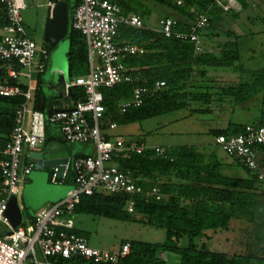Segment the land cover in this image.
<instances>
[{
	"label": "trees",
	"instance_id": "obj_1",
	"mask_svg": "<svg viewBox=\"0 0 264 264\" xmlns=\"http://www.w3.org/2000/svg\"><path fill=\"white\" fill-rule=\"evenodd\" d=\"M179 1L181 4H178ZM215 2L216 0H124L122 5L124 10L140 14L144 21L151 13V3L170 7L177 14L176 30L188 33L200 13L208 14L209 25L206 29L213 28L222 20L220 15L226 11ZM178 16L182 18L179 19ZM7 25L6 5L0 0V31ZM65 38H68L70 43L69 76L71 82H74L77 77L89 72L88 49L85 36L72 27ZM117 41L134 43L146 50L144 53L128 56L125 64L138 78V84L152 89V93L140 107H132L125 114L117 112L119 125L141 123L181 110L186 108L190 101L201 102L199 108L193 109L194 114L200 115L212 114L213 103L225 98H233L236 102L243 103L263 94L264 103L263 73L257 74L252 82H243L235 87L191 85L194 76L205 77L210 69H239L235 63L240 60V52L228 44L219 54L209 50L198 53L192 41L166 38L150 27H122L118 31ZM43 44L50 46L45 41ZM157 81H165L166 85L160 90H154ZM0 83L17 84L16 81L8 79L6 66L1 61ZM72 89L73 95L68 99L75 102L84 99L83 87L73 86ZM195 89L199 91L195 92ZM211 89H218L220 93ZM132 92L133 85L130 83L109 90L104 89L106 112L116 110L119 102L131 98ZM23 101V98L0 96L2 147L14 129L16 111ZM49 126L48 124L46 128V137ZM243 128H216L210 132L214 137L221 134L233 135L241 132ZM168 151L167 158L152 157L153 153L149 150L117 159L122 170H130L134 175L147 179L143 183L145 193L132 197L135 200L133 213L126 210V205L131 199L127 194L96 192L93 195H83L76 206L74 213L95 217L130 221L135 214L138 216L135 221L166 230V239L162 243L125 241L124 243H131L130 253L118 262L108 264H171L159 257L160 253L177 255L179 262L175 264H253L252 257L248 255L213 252L204 243L199 244L196 240L207 237L210 232L228 230L234 219L254 221L261 215V183L256 176L244 166L249 174L251 172V175L245 178L225 172L226 163L220 161L213 153L207 155L196 145H184L174 151ZM206 156H209L208 161H205ZM1 158L3 157L0 155ZM65 180L74 184L71 168ZM154 186H158L167 197L157 200L155 196L150 195L148 191ZM184 238L186 244L182 245ZM261 250L263 255L257 258L262 263L264 244ZM59 264L91 263L73 258L60 259Z\"/></svg>",
	"mask_w": 264,
	"mask_h": 264
},
{
	"label": "built area",
	"instance_id": "obj_2",
	"mask_svg": "<svg viewBox=\"0 0 264 264\" xmlns=\"http://www.w3.org/2000/svg\"><path fill=\"white\" fill-rule=\"evenodd\" d=\"M3 2L8 25L0 43V61L6 66L8 79L17 84L0 83V96L23 98L24 101L17 108L15 126L4 147L0 140V155L3 157L0 159V221L8 227V231L0 235V264H23L28 259L35 264H52L51 258L82 259L93 264L116 263L130 253L131 243H123L116 252L91 247L85 237L75 232L73 215L81 197L96 192L130 195L126 210L133 213L135 200L131 195L144 194L143 183L147 179L134 175L130 170H122L117 159L149 150L153 153L152 157H168L167 147H150L144 142L107 137L100 125L106 112L103 89L125 83L133 85L131 98L118 103L120 114L127 113L132 107H140L152 93L149 87L138 84V78L125 64L128 56L146 50L134 43L117 41L120 28H145V21L138 13L125 12L124 0H80L71 26L85 36L89 72L72 83L65 82L64 93L67 95L69 88L80 86L84 88L85 96L73 106L54 108L48 114L36 108L37 86L31 80L34 74L45 71L49 51L30 38L29 28L22 21V11L29 7L26 1ZM215 3L226 12L242 9L238 0H216ZM177 24L176 18L164 17L156 30L166 38L190 40L195 44L196 52H204L200 32L209 25L208 14L200 13L188 33L176 30ZM22 73L30 81L26 86L19 83ZM165 85V81H157L153 89L160 90ZM48 124L58 126L68 142L93 143L96 155L80 156L69 161L63 178L71 168L74 186L67 196L42 207L33 218L23 220L14 228L5 214L8 202L12 196L19 199L24 179L35 168L33 163L22 166L23 158L29 156L26 149L33 151L45 142ZM116 127L117 124H113L110 128ZM215 143L225 154L239 159L242 166L264 184V170L259 162V148L264 145V124L246 125L241 132L233 135H218ZM52 181L57 182L55 173ZM148 193L157 200L167 197L158 186L152 187Z\"/></svg>",
	"mask_w": 264,
	"mask_h": 264
},
{
	"label": "rangeland",
	"instance_id": "obj_3",
	"mask_svg": "<svg viewBox=\"0 0 264 264\" xmlns=\"http://www.w3.org/2000/svg\"><path fill=\"white\" fill-rule=\"evenodd\" d=\"M28 5L35 4H45L48 0H25ZM74 2V0H71ZM244 6V9L240 12L229 11L223 12L220 17L226 18L227 22L217 23L213 28H208L202 32V43L207 46L218 45V33L219 28L222 30L227 28H237L238 31L244 33L245 36L240 38V53L241 61L246 64L248 61V56L250 53V45H253L256 49V54L263 58L264 61V0H240ZM152 7L151 13L145 18V25L150 28H159L160 19L166 16L176 17V12L167 6L157 5L151 3ZM73 12V8L71 9ZM125 12H128L125 10ZM47 13V7H39V23L38 29L36 31H31L28 29L29 36L35 40L39 45L45 47L49 51V59L52 58L63 64L65 68H68L67 54L69 52V40L68 38H63L56 47H47L43 44L44 42V26L42 24V19L45 18ZM72 15L70 14V20ZM251 18V21H250ZM236 25V26H235ZM121 29V28H120ZM252 32V33H251ZM249 34V35H247ZM221 39L227 38L226 34L220 32ZM253 36V40L250 37ZM48 45V44H47ZM218 54V49L214 51ZM49 61L46 62V67L49 65ZM51 68H48L47 73H50ZM218 71L223 73H232L230 68H218L210 69L207 76H194L191 80L192 86H214L218 88ZM37 75V74H36ZM35 75V76H36ZM42 75V87L43 91L49 96L54 95L57 98V104L61 106L73 105L74 100L64 99L63 93V82L59 77H49L46 74ZM19 82L22 84H28L27 79L24 74L20 76ZM51 84L52 86H49ZM223 85V84H222ZM109 90V89H105ZM195 92L199 90L195 89ZM207 91L208 89H203ZM104 91V89H103ZM211 91L220 93L218 89H211ZM59 94V95H58ZM262 95H258L250 102L246 104L233 103V105L228 110H222L223 118L228 116V119L232 122V125L240 124H255L257 121L255 119V110L261 103ZM219 100V99H218ZM71 101V103H70ZM220 102H231L230 98H225ZM67 103V104H66ZM212 108L214 112L212 114H194L193 109L199 108L201 102L190 101L186 108L181 110L168 113L162 116H157L141 123H135L130 125H119L118 119V108L113 111L105 112L104 117L100 121L101 128L104 130V135L112 138H120L126 142L140 143L144 142L146 145L152 146H164L170 151L184 146V145H196L202 146L200 149L202 152L209 154H215L217 158H227L219 146L215 143V138L211 134L212 129H216L218 126V115L221 113L222 104L219 102L213 103ZM250 104L251 108L247 109ZM226 108V107H225ZM220 109V110H219ZM118 112V114H117ZM117 124V128H110L113 124ZM244 125L243 127H245ZM53 139L47 140L46 143L40 144L41 147L44 145L45 153L48 156H92L96 155V147L91 142H76L71 143L66 141L62 133L57 128H52ZM262 147V146H261ZM26 153H30L26 149ZM31 160L35 161L37 168H34V174L38 172L40 168L37 159H30L29 156L23 158V164L33 163ZM34 164V163H33ZM35 165V164H34ZM230 169L224 168L225 172L231 175H235L236 171L247 176L246 171L241 166H236L234 171H229ZM235 173V174H234ZM25 181V179H24ZM24 183V182H23ZM55 184L50 182V184ZM57 185V184H55ZM63 188H70L68 183L58 184ZM261 200L263 207L260 209L261 215L256 217L254 221H248L245 219H234L228 230H219L216 232H210L208 236L199 238L196 241L199 244L204 243L206 247L213 252H223L230 255H248L252 257L253 264H264L258 260V256L262 257V245L264 244V184H260ZM47 194V193H46ZM136 195H131L134 198ZM20 201V198H19ZM31 210L24 211L23 217L24 222L26 218L31 215ZM75 221L76 229L75 232L80 236L85 237L91 247L108 250L112 252L119 251L123 243L127 240L129 241H145L150 243H162L166 239V230L147 226L138 221L137 215H132L130 221L110 219L104 217H95L84 213H75L73 215ZM8 231V227L0 221V234ZM186 244V238L182 240V245ZM159 257L168 260L171 264L179 262V257L173 254L160 253ZM41 259V257H40ZM64 260L62 258H51L52 264H59V261ZM42 260V259H41ZM91 263V262H90ZM23 264H35L31 259H28ZM93 264V263H91Z\"/></svg>",
	"mask_w": 264,
	"mask_h": 264
},
{
	"label": "crops",
	"instance_id": "obj_4",
	"mask_svg": "<svg viewBox=\"0 0 264 264\" xmlns=\"http://www.w3.org/2000/svg\"><path fill=\"white\" fill-rule=\"evenodd\" d=\"M53 1L54 0H48L45 4H35V3H33L32 5H28V6L29 7H36V6L37 7H40V6L44 7V6H46L47 10H48L49 4L53 3ZM65 1L68 2L70 14L73 16V13H74L76 7L78 6L80 0H74V2L71 1V0H65ZM238 1H239L240 5L242 7V9L240 11H242L244 9V6H243V4H242V2L240 0H238ZM72 8H73V12H71ZM47 16H48V12L46 13L45 18L42 19V21H41L43 26H45V20H46ZM166 17H172V16H166ZM174 18H176V17H174ZM177 18L181 19L182 17L178 16ZM71 21H72V17H71V20H70V28L72 27L71 26ZM250 21H251V18H250ZM222 22L226 23L227 19L223 18V20H220L219 21L220 26L222 25ZM70 28H69V30H70ZM37 29H38V27H37ZM156 29L157 28H155V30ZM238 30H239L238 27L237 28H235V27L233 28L232 27V28H227V29L224 28V30H222V28H219V31L221 32V34L222 33L226 34L227 38L221 39L222 37H221L220 32H219L218 33V45H214V46L211 45V46H207V47L204 45L205 50H209L210 52L211 51L214 52V51H216V49H218V54H219L221 51H223L224 46L226 44H228L230 47L237 48L239 50V52H240V44L241 43H240L239 40H240L241 37L245 36V34L241 33V31H238ZM4 34H5L4 30H1L0 31V35L3 37ZM247 35H249V34H247ZM250 38H251V40H253V36L250 37ZM69 49H70V47H69ZM249 49H250L249 50L250 54L248 56H250V57H249L248 61H246V64L241 61L242 57H241V53H240V60L235 63V66L239 67V69L230 68L232 73H230V72L229 73L228 72L227 73H223V72L218 71V85H222L223 84L222 86H224V87H235V86H238L240 83H243V82H248V83L252 82L255 79L256 75L259 74V73H263L264 74V61H262L263 58L260 57V59H257L258 56L256 54V49H255V47H253V45H250ZM68 54H69V52H68ZM50 59L47 60V61H49L50 64L47 65V67L45 68V71L43 73L37 74L36 76L34 74V76L32 77V80H31V82L37 86V90H36V93H35L36 108H37V102H38L39 97L43 96L44 97V110L43 111L46 112V113H47V110L52 108V107H53V109L54 108L56 109V108H62V107H69V106H73L76 103L75 102L73 105H67V106H61L60 107L57 104V98L54 97V95H49L48 96L43 91V87H42L43 85H42V82H41V80H42V75L41 74H46L48 77L50 75H52L54 78L57 76V77H59L58 79L62 80V82H63V86H62L63 87V93H62V96L64 97V99H68V97L70 98L73 95V93H71V95H70V93L67 94V95L64 93V91H65V82L66 81L64 79L65 68H64L63 64H61V62H59V59H58V61L53 59V58H52V61H50ZM49 67L51 68L50 69L51 71H50V73H47ZM68 71H69V68H68ZM23 74L24 73H22V75ZM27 81H28V84H29L30 81L28 79H27ZM68 83H72L71 80H70V76H69ZM20 84L22 86H26V84H22V83H20ZM49 86H52V85L49 84ZM72 91H73V89H72ZM261 95H262L261 103H260V105L257 106V108L255 110V112H256L255 113V115H256L255 119L257 121L255 124H240V125L236 124V125H232V122L228 119V116H225L224 118L222 117L223 116V112H222L223 108H224V110L225 109L228 110L233 105V103H240V102H236L233 98H230L231 102H227V104L225 103V105H224V102H219V104L220 103L222 104V107H221V113H219V115H218V126H216V128L222 130V129H227L229 127L232 128V127H236V126L243 127L244 125L264 124L263 94H261ZM250 101L243 102V103H240V104H246V103H248ZM70 103H71V101H70ZM248 108H251L250 104L247 106V109ZM49 125L50 126L48 127V135H47L46 140H45L44 143H46L47 140H52L53 139V133L51 132L52 128L55 127L62 133L61 129L58 126L51 125V124H49ZM62 135H63V133H62ZM200 147H203V145L200 146ZM32 154L41 155V156H43V159L35 158V157L31 156ZM28 155H29L30 159H37L38 160L40 168L38 169V172H36L35 174H34V171H32L31 174L28 177H26V179H25V181L23 183V186H22L21 194L19 196V198H20L19 203H20V207L22 209L23 214H24V211H26L27 209L32 211L31 215H29L26 219L33 218L34 215L36 214V212L38 210H40L42 207H44V206H46L48 204H51V203H56V202L61 201L62 199H64L67 196L68 192L74 186V184H72L71 182L68 183L65 180V178L60 183H55L57 185L52 184V183L50 184V182H53L52 181V176L56 172V167H51V166L45 167L43 165V161L45 159L49 160V159H59V158H69V161H73L75 158L80 157V156L72 157V156H68V155H61L59 157L55 156V155L48 156L45 153L44 145H42L41 147L38 146L33 151H30V153H28ZM208 157L209 156H206L205 161L209 160ZM218 159L220 161H222L223 163L227 164L225 168L226 169H230L229 171H234L235 167L239 165L246 171L247 176L251 175V172L249 174V171L246 170L242 166L241 162L237 158L230 157V156L227 155V158H221V159L218 158ZM31 161L35 164V167L37 168L36 162L33 161V160H31ZM259 162H260L261 168L264 170V145L259 148ZM235 176L242 177V178L247 177V176H243V174L240 173V171L239 172L236 171ZM65 183H68L70 188H67V187L63 188L60 185H58V184H65ZM23 220H24V217H23ZM75 228H76V225H75ZM39 257H41L40 253H39Z\"/></svg>",
	"mask_w": 264,
	"mask_h": 264
},
{
	"label": "water",
	"instance_id": "obj_5",
	"mask_svg": "<svg viewBox=\"0 0 264 264\" xmlns=\"http://www.w3.org/2000/svg\"><path fill=\"white\" fill-rule=\"evenodd\" d=\"M48 16L45 20L44 26V41L52 47H56L60 41L68 35L70 28V11L69 4L65 0H54L52 5L48 6ZM22 21L31 30L36 31L39 23V7H28L22 11ZM68 59V54H67ZM69 65V60H68ZM65 68V67H64ZM69 68V66H68ZM65 68L64 79L66 82L69 81V71ZM69 93H72V87L69 88ZM38 110H44V97L40 96L37 102ZM53 112V107L47 110L48 114ZM31 156L39 159H43V156L38 154H32ZM69 162V158L49 159L44 160L43 165L45 167L51 166L56 167L55 177L57 182L60 183L64 180L63 172L66 165ZM73 188V187H72ZM6 216L12 225L16 228L23 222V212L18 203L16 196H12L8 202V208ZM1 235V234H0Z\"/></svg>",
	"mask_w": 264,
	"mask_h": 264
}]
</instances>
